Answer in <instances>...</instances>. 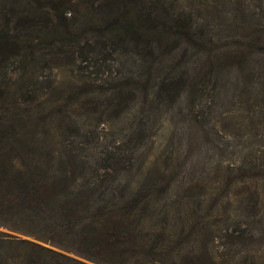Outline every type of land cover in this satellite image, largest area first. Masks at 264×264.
<instances>
[{
    "label": "rangeland",
    "instance_id": "374dc122",
    "mask_svg": "<svg viewBox=\"0 0 264 264\" xmlns=\"http://www.w3.org/2000/svg\"><path fill=\"white\" fill-rule=\"evenodd\" d=\"M162 1L189 18L193 38L186 45L169 36L153 59L168 73H147L128 49L95 46L84 62L40 69L37 97L4 120L34 119L37 136L88 159L90 170L94 160L115 170L120 187L154 190L157 205L193 207L190 224L205 228L197 251H260L264 264V0ZM203 57L222 59L219 81L214 68L197 74L187 102L179 90L155 94L158 78ZM18 67L6 69L11 85L24 78Z\"/></svg>",
    "mask_w": 264,
    "mask_h": 264
},
{
    "label": "trees",
    "instance_id": "16d2710c",
    "mask_svg": "<svg viewBox=\"0 0 264 264\" xmlns=\"http://www.w3.org/2000/svg\"><path fill=\"white\" fill-rule=\"evenodd\" d=\"M160 2L0 0V229L37 241L0 230V264L261 261L260 251H197L193 243L200 241L205 228L190 224L193 207L157 205L152 201L154 190L120 187L115 170L104 171L95 160L90 170L88 159L37 136L34 119L20 124L4 120L33 102L35 90L37 97L34 75L40 69L84 62L96 54L95 46L105 54L128 49L146 60L140 63L146 64L147 73H168L154 57H162L169 36L186 45L193 38L189 18L180 12L169 14ZM153 39L160 46H151ZM221 60L204 58L175 76L160 77L154 92L179 90L177 97L182 92L187 102L197 74L210 69L212 75L214 68V80L219 81ZM12 63L23 72L17 85L4 77ZM56 115L61 131L59 109Z\"/></svg>",
    "mask_w": 264,
    "mask_h": 264
}]
</instances>
